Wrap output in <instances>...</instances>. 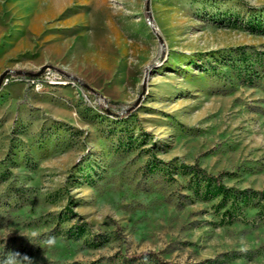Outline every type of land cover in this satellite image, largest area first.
Listing matches in <instances>:
<instances>
[{
    "label": "rangeland",
    "instance_id": "374dc122",
    "mask_svg": "<svg viewBox=\"0 0 264 264\" xmlns=\"http://www.w3.org/2000/svg\"><path fill=\"white\" fill-rule=\"evenodd\" d=\"M146 1L0 0V264H264V0Z\"/></svg>",
    "mask_w": 264,
    "mask_h": 264
},
{
    "label": "clouds",
    "instance_id": "9594fccd",
    "mask_svg": "<svg viewBox=\"0 0 264 264\" xmlns=\"http://www.w3.org/2000/svg\"><path fill=\"white\" fill-rule=\"evenodd\" d=\"M25 237L31 244L37 245L41 248H52L56 243V236L53 234L47 235L45 238L40 239L39 234L33 231L30 235H25ZM39 243H34L35 241ZM2 264H35V261L32 257L27 254L20 253L15 250H9L7 255L4 257Z\"/></svg>",
    "mask_w": 264,
    "mask_h": 264
},
{
    "label": "water",
    "instance_id": "95a60500",
    "mask_svg": "<svg viewBox=\"0 0 264 264\" xmlns=\"http://www.w3.org/2000/svg\"><path fill=\"white\" fill-rule=\"evenodd\" d=\"M148 5H149V4H148V0H147V1H146V11H147V13H148V19H150V14H149ZM50 67H52V65H49V64H47V65H43L38 71H35V72L25 71V70H9V69H6V70H4V71L0 74V85H1V83H2V81H3V79L5 78V75H6L8 72H14V73H17V74H29V75H33V76H39V75H41V74L44 72L45 69L50 68ZM66 76H67L68 78H70L71 80H77V81L80 80L78 77H76V76H74V75H71V74H66ZM105 111H106L107 113L114 114V115H119V114H121V113L123 112V111H121V112H119V113H114V112L110 111L109 109H105Z\"/></svg>",
    "mask_w": 264,
    "mask_h": 264
},
{
    "label": "trees",
    "instance_id": "16d2710c",
    "mask_svg": "<svg viewBox=\"0 0 264 264\" xmlns=\"http://www.w3.org/2000/svg\"><path fill=\"white\" fill-rule=\"evenodd\" d=\"M240 1H241V3H243V4H245V5H247V6H250V5H249L248 3H246L245 1H243V0H240ZM195 168H196V170H197L199 173L205 175L206 177H211V178H213L215 184H217V185H221V184H222V180H221V178H220L218 175H211L210 173H207L205 170H203L201 167H198L197 165H195Z\"/></svg>",
    "mask_w": 264,
    "mask_h": 264
}]
</instances>
